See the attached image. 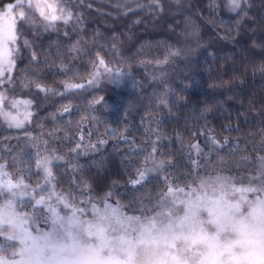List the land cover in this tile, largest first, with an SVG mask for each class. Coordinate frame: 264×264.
I'll return each instance as SVG.
<instances>
[{
    "label": "trees",
    "instance_id": "trees-1",
    "mask_svg": "<svg viewBox=\"0 0 264 264\" xmlns=\"http://www.w3.org/2000/svg\"><path fill=\"white\" fill-rule=\"evenodd\" d=\"M70 3L79 21L29 33L37 61L26 52L14 70L17 83L9 93L38 105L32 131L0 137V162L10 172L36 186L37 160L55 156L50 168L58 191H90L93 200L111 191L113 201L139 207L165 194L166 179L188 188L211 169L244 164L247 170L249 161L264 160V73L253 71L264 64V0H243V12L230 10L227 0H161L155 11L150 0ZM177 48L182 56L156 63ZM97 56L132 80L101 76L95 86L66 88L87 83ZM37 82L50 91L39 92ZM77 143L82 147L74 151ZM192 144L216 150L194 159ZM148 160L161 173L142 189L133 186ZM194 160L203 161L199 168Z\"/></svg>",
    "mask_w": 264,
    "mask_h": 264
},
{
    "label": "snow or ice",
    "instance_id": "snow-or-ice-1",
    "mask_svg": "<svg viewBox=\"0 0 264 264\" xmlns=\"http://www.w3.org/2000/svg\"><path fill=\"white\" fill-rule=\"evenodd\" d=\"M242 2L227 0L226 6L234 12H243ZM160 5L161 0H150L147 7L155 11ZM73 20L79 21V17L74 16L70 0H0V120L9 128H22L32 116L29 111L32 101L9 95L17 83L14 70L18 61L26 52L30 54L31 62L37 61L29 33L39 36L41 28L45 32L56 31L60 25L68 26ZM182 55L179 48L169 49L163 60L156 63L167 64L171 57ZM92 69L86 84L66 83L65 87L86 89L95 86L101 76L115 81L125 74L99 56L92 62ZM253 71L264 73V64L254 67ZM35 88L39 92L50 91L38 82ZM103 99L100 97L93 103L100 104ZM210 139L214 146H219V141ZM81 147L77 143L74 151ZM190 147L198 157L203 156L199 145ZM202 162L193 161L197 168ZM36 163L45 174L44 184L32 187L23 175L10 172L9 166L0 162V264H90L93 258H99L101 264H111L113 257L128 264L139 242L146 237L163 235L148 219L153 203L150 196L141 201L139 207L134 204L125 207L118 200L113 201L111 191L98 200L91 198L90 191H79L77 195L83 198L77 199V195H73L75 189L69 192L57 190L48 157ZM150 171L148 168L137 169L138 174L131 179V184L140 185L142 189ZM189 177H185L184 182ZM164 183L168 195L182 190L175 181L169 183L166 179ZM157 201V207L170 203L159 197ZM151 210L156 211L155 208Z\"/></svg>",
    "mask_w": 264,
    "mask_h": 264
},
{
    "label": "rangeland",
    "instance_id": "rangeland-1",
    "mask_svg": "<svg viewBox=\"0 0 264 264\" xmlns=\"http://www.w3.org/2000/svg\"><path fill=\"white\" fill-rule=\"evenodd\" d=\"M124 73L115 81L132 80L130 73ZM109 80L113 82L111 78ZM15 98L32 101L29 108L32 116L22 128H9L0 120L2 138L14 129L32 131L33 128L37 99ZM116 108V105L107 106L102 111ZM32 134L28 137L36 139ZM12 148L19 152L24 149L18 145ZM200 148L216 150L206 144ZM85 151L88 156L96 152L94 149ZM192 156L194 159L198 157L195 150ZM54 158H49L51 164ZM249 162L247 170L244 164H237L206 171L205 177L195 186L180 187L182 190H175L171 195H162L161 201H170L167 206L157 207L156 200L149 209L148 219L163 235L146 237L139 242L128 264H264V160ZM145 165L144 168L152 170L148 177L161 173L156 163L148 160ZM38 170V184H44L45 174L41 167ZM152 208L156 211L152 212ZM90 264H101V261L93 258ZM111 264L124 262L113 257Z\"/></svg>",
    "mask_w": 264,
    "mask_h": 264
}]
</instances>
